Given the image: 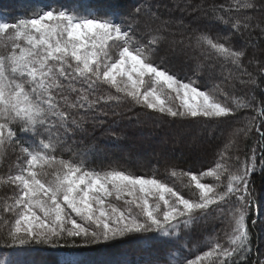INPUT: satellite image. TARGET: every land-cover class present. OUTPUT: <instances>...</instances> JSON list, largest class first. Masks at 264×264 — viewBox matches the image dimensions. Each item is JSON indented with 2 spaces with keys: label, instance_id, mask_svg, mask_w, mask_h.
Wrapping results in <instances>:
<instances>
[{
  "label": "snow or ice",
  "instance_id": "obj_1",
  "mask_svg": "<svg viewBox=\"0 0 264 264\" xmlns=\"http://www.w3.org/2000/svg\"><path fill=\"white\" fill-rule=\"evenodd\" d=\"M207 24H220L227 32L212 35ZM262 42L264 0H234L227 8L209 7L203 0H136L127 10L118 3L86 9L60 5L11 21L0 17V159L12 152L23 160L4 181L15 191L3 212L14 217L0 235L10 250L0 252V264H32L21 258L28 245L60 249L57 264H168L171 248L156 261L132 259L128 253L100 259L91 252L132 236L144 244L175 247L209 219L221 227L207 250L194 259L176 256L175 264H247L253 251L250 227L261 222L264 208L252 180L257 171L264 175V99L257 101L252 93L233 97L237 80L264 92L245 65L246 60L254 64L264 77V50L249 55ZM178 56L195 61L197 77L207 63L210 82L214 58L223 59L222 79L206 90L196 79H179L162 67ZM170 99L178 103L173 106ZM112 104L146 109L149 116L174 122L239 119L213 166L198 173L172 166V177L187 179L182 191L155 176L85 167L90 153L80 145L104 126L105 107ZM247 110L256 115L248 116ZM254 136L249 150L244 142ZM22 137L36 138L35 146ZM62 148L79 162L60 160L51 178L34 170L51 165L56 157L48 153ZM230 148L243 150L244 159L237 155L226 167L223 151ZM113 194L128 207L110 203Z\"/></svg>",
  "mask_w": 264,
  "mask_h": 264
},
{
  "label": "trees",
  "instance_id": "obj_2",
  "mask_svg": "<svg viewBox=\"0 0 264 264\" xmlns=\"http://www.w3.org/2000/svg\"><path fill=\"white\" fill-rule=\"evenodd\" d=\"M136 0H0V17L5 20H13L21 16H30L40 9H46L53 6H79L86 8H103L110 4H121L125 10L130 9ZM206 6L224 5L225 8L232 5L234 0H203ZM194 4L201 3V0H193ZM207 30L215 35L217 32L226 34L227 28L220 24H207ZM264 50V42L261 47L249 49V55L259 54ZM3 49L0 48V52ZM213 62L217 65L213 80L210 82L208 74V64L205 63L202 74L199 77L194 75L195 61H185L184 57H172L162 65L170 73L176 74L181 80L196 79L202 90L210 87L211 83L220 82V65L224 64L223 59H215ZM159 63V60H157ZM248 72L256 76L261 87H264V77L258 75V69L254 64H247ZM228 68L223 70L227 75ZM247 80L246 75L241 77ZM231 91V89H230ZM254 94L257 101L264 99V92L256 88L253 92L252 86L241 84L239 80L235 81L234 97H246L248 94ZM174 105L173 102H171ZM259 106V105H257ZM108 113L105 117V123L102 128L95 130L94 133L86 137L80 148L87 149L90 153L87 157L85 167L88 170L106 171L111 169L124 170L135 175L155 176L170 185L174 184L177 189L185 191L183 185L187 183L186 178H181L179 174L176 177L171 176L172 166L177 170H191L200 172L214 165L218 159V153L225 148L230 131L237 125L239 117L225 121L205 122L195 120L192 122L173 121L172 118H164L159 114L152 113L149 116L148 110L139 107L131 108L127 104L119 106L112 104L105 107ZM113 111L121 113L114 117ZM248 116L256 115L251 110H247ZM198 126H195L197 125ZM202 125V127H201ZM200 128V129H199ZM206 128L202 141H195L187 137H194L195 130L203 131ZM178 132H181L178 138ZM109 133H115V137ZM33 146L36 138L22 137ZM194 142V143H193ZM255 142V136L251 140L244 142L247 149H251ZM49 155L55 156L56 160L51 165H44L34 170L51 173L57 170L60 160L70 162H79L80 157L74 152H69L67 148H62L55 152H49ZM244 159V151L237 152L235 149L223 151L224 160L222 163L227 167L233 164L236 156ZM250 155V151H249ZM23 165V160H17V153L10 152L6 157L0 159V235L6 234L10 226L9 221L13 219L14 213L3 212L5 203L12 204L14 200L13 186L5 183L9 174L15 175ZM256 196L264 200V175L259 171L252 177ZM228 177H223V182L227 184ZM206 182H214V178H206ZM121 208H127L128 205L118 202ZM134 211L135 208L132 206ZM255 211V209H253ZM262 220L255 228L250 227L252 232L253 251L247 259V264H255L257 259H264V208L261 209ZM252 217L248 218L251 225ZM221 224L213 222L211 219L201 221L193 231L184 234L176 246L168 244H155L149 242L144 244L142 238L132 236L122 240L110 242L107 246L94 248L91 255L100 259H121L123 253H128L129 258L139 260L156 261L162 259L164 253L171 248V254L167 257L168 264H175L174 257L180 256L181 259L187 257L194 259L202 251L207 250L209 242L215 236V230L219 229ZM10 251L4 248L3 241L0 239V252ZM11 251H15L14 249ZM60 249L44 245L25 246L21 258L25 261H31L32 264H57Z\"/></svg>",
  "mask_w": 264,
  "mask_h": 264
},
{
  "label": "rangeland",
  "instance_id": "obj_3",
  "mask_svg": "<svg viewBox=\"0 0 264 264\" xmlns=\"http://www.w3.org/2000/svg\"><path fill=\"white\" fill-rule=\"evenodd\" d=\"M171 96L174 97V93L171 94ZM171 102H173L174 105H175L176 103H178V101H175L174 99H170V100H169V103H171ZM171 104H172V103H171ZM195 126H198V124L195 125ZM198 127H199V126H198ZM201 127H202V125H201ZM199 129H200V128H199ZM202 129H203V131H197V130H195V132H194V137H195V138L187 137L188 140H189V139H195L194 142H196V141H202V139L205 138V137L203 136V135H204L203 133L206 132V130H205L206 128H205V129L202 128ZM180 133H181V132H178V133H177L178 136H177L176 138H178V137L180 136V135H179ZM194 142H193V143H194ZM108 199H109V202H110V203H115L117 206H118V204H119L118 202H120V200H121V202L125 203V199L122 198V199H119V200H118V199L116 198V195H115V194H113V195H112L111 197H109ZM152 202L154 203V201H152ZM125 204H126V203H125ZM118 207H119V206H118ZM133 207L135 208L134 205H133ZM135 210H137V209H135ZM133 211H134V210H133Z\"/></svg>",
  "mask_w": 264,
  "mask_h": 264
}]
</instances>
